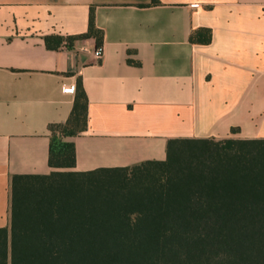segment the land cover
<instances>
[{"label":"crops","instance_id":"crops-1","mask_svg":"<svg viewBox=\"0 0 264 264\" xmlns=\"http://www.w3.org/2000/svg\"><path fill=\"white\" fill-rule=\"evenodd\" d=\"M91 14L101 38L48 47L88 33ZM201 28L211 43L191 42ZM80 81L74 171L165 160L175 138L264 139V0H0V228L13 177L57 170L50 126L69 120Z\"/></svg>","mask_w":264,"mask_h":264},{"label":"trees","instance_id":"trees-1","mask_svg":"<svg viewBox=\"0 0 264 264\" xmlns=\"http://www.w3.org/2000/svg\"><path fill=\"white\" fill-rule=\"evenodd\" d=\"M92 35H103L93 14L88 33L46 41ZM88 106L80 81L69 120L50 126L57 170L13 177L0 264H264V139L175 138L165 160L74 171L67 138L88 129Z\"/></svg>","mask_w":264,"mask_h":264},{"label":"built area","instance_id":"built-area-1","mask_svg":"<svg viewBox=\"0 0 264 264\" xmlns=\"http://www.w3.org/2000/svg\"><path fill=\"white\" fill-rule=\"evenodd\" d=\"M104 52H105V47L103 45L99 46L95 51V56L97 57V59L100 60L103 57Z\"/></svg>","mask_w":264,"mask_h":264}]
</instances>
